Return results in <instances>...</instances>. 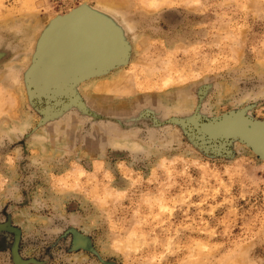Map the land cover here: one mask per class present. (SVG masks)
<instances>
[{
    "label": "rangeland",
    "instance_id": "rangeland-1",
    "mask_svg": "<svg viewBox=\"0 0 264 264\" xmlns=\"http://www.w3.org/2000/svg\"><path fill=\"white\" fill-rule=\"evenodd\" d=\"M0 264H264V0H0Z\"/></svg>",
    "mask_w": 264,
    "mask_h": 264
}]
</instances>
